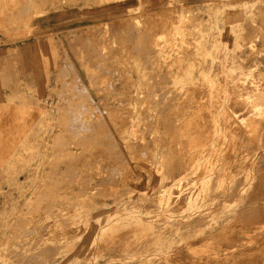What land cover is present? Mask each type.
Masks as SVG:
<instances>
[{
	"label": "rangeland",
	"instance_id": "1",
	"mask_svg": "<svg viewBox=\"0 0 264 264\" xmlns=\"http://www.w3.org/2000/svg\"><path fill=\"white\" fill-rule=\"evenodd\" d=\"M263 171L264 0H0V264H264Z\"/></svg>",
	"mask_w": 264,
	"mask_h": 264
},
{
	"label": "bare ground",
	"instance_id": "2",
	"mask_svg": "<svg viewBox=\"0 0 264 264\" xmlns=\"http://www.w3.org/2000/svg\"><path fill=\"white\" fill-rule=\"evenodd\" d=\"M24 1V0H23ZM262 8V7H261ZM167 15V14H166ZM172 18V17H171ZM157 19V18H156ZM169 21V20H168ZM172 27V26H171ZM79 31V30H78ZM177 46V45H176ZM65 48V47H64ZM66 49V48H65ZM71 49V48H70ZM67 53V52H66ZM70 56V55H69ZM68 59V58H67ZM69 66V65H68ZM71 66V65H70ZM72 68H73V70H75L74 69V67H73V65H72ZM72 70V71H73ZM247 72V71H246ZM74 73H75V71H74ZM77 77V76H76ZM80 80V79H79ZM97 81V80H96ZM243 85V84H242ZM88 93V92H87ZM110 93V92H109ZM89 95V94H88ZM207 99V98H206ZM207 101V100H206ZM215 101V100H214ZM90 105H92V110L94 111V114H96L97 113V111H98V109L96 110V108H98L96 105H95V103H93L91 100L88 102ZM234 106V105H233ZM235 107V106H234ZM83 110H81V112H82ZM100 111V110H99ZM87 112H89V111H87ZM96 112V113H95ZM76 113H77V111H76ZM91 114V113H90ZM92 115V114H91ZM208 115V114H207ZM93 116V115H92ZM95 116H97V115H95ZM239 116V115H238ZM84 117V116H83ZM82 117V119H85V118H83ZM88 117V116H87ZM81 119V118H80ZM81 119V120H82ZM235 119V118H234ZM86 120V119H85ZM259 121V120H258ZM240 126V125H239ZM260 126H261V124H260ZM242 127V126H241ZM95 128V127H94ZM246 129V128H245ZM261 129V128H260ZM246 132V131H245ZM110 136V135H109ZM245 136V135H244ZM246 137V136H245ZM103 139V138H102ZM247 139H248V137H247ZM151 142V141H150ZM104 148V147H103ZM176 148V147H175ZM110 150V149H109ZM229 150V149H228ZM81 151V150H80ZM105 151V150H104ZM111 151V150H110ZM233 155V154H232ZM94 158V157H93ZM227 158V157H226ZM96 160V159H95ZM126 160V159H125ZM75 162V161H74ZM156 162V161H155ZM110 165V164H109ZM245 165V164H244ZM262 165V164H261ZM112 166V165H111ZM122 167V166H121ZM112 168V167H111ZM177 170H178V168H177ZM117 172V171H116ZM264 172V171H263ZM178 173V172H177ZM74 177V176H73ZM107 179V178H106ZM260 179V178H259ZM258 190V189H257ZM176 191V190H175ZM234 193V192H233ZM177 194V193H176ZM229 194H231V192L229 193ZM233 197V196H232ZM172 199V198H171ZM244 207V206H243ZM249 229V228H248ZM254 229V228H253ZM261 229V228H260ZM257 230H258V228H257ZM262 231V230H261ZM256 232V231H255ZM260 232V231H259ZM251 233V232H250ZM250 235V234H249ZM252 235V234H251ZM241 237V236H240ZM251 238V237H250ZM235 239V238H234ZM256 239V238H255ZM260 239V238H259ZM250 240V239H249ZM193 241V240H192ZM200 241V240H199ZM197 243H198V240H197ZM194 244V243H193ZM202 244V243H201ZM204 244V243H203ZM247 245V244H246ZM194 247V246H193ZM192 247V248H193ZM226 247V246H225ZM232 247V246H231ZM234 247V246H233ZM200 248V247H199ZM223 248V247H222ZM221 248V249H222ZM183 249V248H182ZM181 249V250H182ZM216 249V248H215ZM228 249V248H227ZM227 249H226V251H227ZM230 249V248H229ZM232 249V248H231ZM93 250V249H92ZM190 250V249H189ZM196 250V249H195ZM219 250V249H218ZM184 251V250H183ZM222 251V250H221ZM225 251V250H224ZM191 252V251H190ZM196 252V251H195ZM210 252H211V250H210ZM216 252H217V250H216ZM229 252V251H228ZM56 253V252H55ZM184 253V252H183ZM227 253V252H226ZM52 254V253H51ZM176 254V253H175ZM186 254V253H185ZM207 254V253H206ZM221 254H223V253H221ZM184 255V254H183ZM171 257V256H170ZM186 258V257H185ZM184 259V258H183ZM202 259V258H201ZM188 260V259H187ZM198 260V259H197ZM195 261V260H194ZM199 261V260H198ZM164 263V262H163Z\"/></svg>",
	"mask_w": 264,
	"mask_h": 264
}]
</instances>
